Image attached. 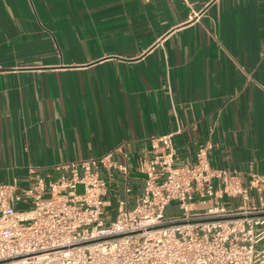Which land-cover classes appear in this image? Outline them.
<instances>
[{
  "label": "crops",
  "instance_id": "obj_1",
  "mask_svg": "<svg viewBox=\"0 0 264 264\" xmlns=\"http://www.w3.org/2000/svg\"><path fill=\"white\" fill-rule=\"evenodd\" d=\"M169 133L177 164L213 142L212 166L264 176V0H0L1 182L113 152L114 219Z\"/></svg>",
  "mask_w": 264,
  "mask_h": 264
},
{
  "label": "built area",
  "instance_id": "obj_2",
  "mask_svg": "<svg viewBox=\"0 0 264 264\" xmlns=\"http://www.w3.org/2000/svg\"><path fill=\"white\" fill-rule=\"evenodd\" d=\"M213 147L180 165L173 134L153 136L137 164L142 193L110 220L101 172L132 168L113 152L61 162L28 186L0 181V264H264V176L245 184L212 166ZM173 202L180 212L166 214Z\"/></svg>",
  "mask_w": 264,
  "mask_h": 264
},
{
  "label": "rangeland",
  "instance_id": "obj_3",
  "mask_svg": "<svg viewBox=\"0 0 264 264\" xmlns=\"http://www.w3.org/2000/svg\"><path fill=\"white\" fill-rule=\"evenodd\" d=\"M176 204H177L176 202H173L172 205H170V206L167 208V210H166V214H170V213H172V212H173V209L176 210V213H179L180 210L178 209V207H177Z\"/></svg>",
  "mask_w": 264,
  "mask_h": 264
}]
</instances>
